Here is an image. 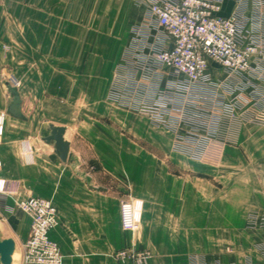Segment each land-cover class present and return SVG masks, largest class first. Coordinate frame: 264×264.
<instances>
[{
  "label": "crops",
  "instance_id": "crops-1",
  "mask_svg": "<svg viewBox=\"0 0 264 264\" xmlns=\"http://www.w3.org/2000/svg\"><path fill=\"white\" fill-rule=\"evenodd\" d=\"M31 7L6 4L9 20L0 22L2 34L29 28L31 21L22 17ZM80 13L72 1L66 3L50 26L61 34L78 24ZM218 15H235L239 31L258 45L241 85L253 97L244 107L263 108L264 97L254 94L264 92V0H220ZM69 43L68 51L56 50L50 57L56 65L70 61L64 74L74 77L83 59L79 34ZM164 44L171 41L166 38ZM7 51L0 52V191L6 195L0 197V236L14 242L11 264H21L29 235L30 217L16 207L28 197L49 200L56 208L58 222L49 238L57 244L62 264H264V123L241 122L233 144L211 143L216 161L210 165L178 149L176 135L166 124L149 118L138 125L134 115L105 100L111 81L99 103L81 102L85 115L73 120L76 110L69 122L41 119L36 113L39 93L48 90L47 68L23 52ZM37 55L41 61L48 58L47 52ZM62 71L57 65L48 74ZM85 74L94 71L87 68ZM12 82H17L21 119L8 114L6 86ZM75 89L71 83L66 91ZM79 106L78 101L71 105ZM96 106L102 111H95ZM49 125L65 128L70 144L65 163L53 145L42 141L50 133L42 135L43 126L49 130ZM127 199L137 210L131 233L120 226V204ZM120 250L144 258L115 257Z\"/></svg>",
  "mask_w": 264,
  "mask_h": 264
},
{
  "label": "rangeland",
  "instance_id": "rangeland-1",
  "mask_svg": "<svg viewBox=\"0 0 264 264\" xmlns=\"http://www.w3.org/2000/svg\"><path fill=\"white\" fill-rule=\"evenodd\" d=\"M71 1L81 12L80 20L76 26L62 29L61 34L56 33V30L61 29L51 27L50 23L58 18L59 10ZM154 1L0 0L2 24L9 20L6 4L32 6V10H26L22 17L31 21L29 28L11 29L9 34H2L4 30L0 29V52L6 54L8 48L12 54L23 52L32 62H43L47 68L48 90L39 93L38 118L69 122L72 121L71 113L76 110L73 120L74 116L85 115L87 109L81 102L91 99L99 103L105 98L111 81L105 100L114 102L134 115L135 119H139L138 125L149 118L155 124H166L176 135L178 149L213 165L216 148L210 144L216 141L233 144L237 125L249 121L255 111L264 107H244L252 97L244 92L245 88L241 85L248 73L236 77L216 66L215 70L209 69L205 81L193 83L185 75L175 74L159 65L154 59V49L166 47V35L150 15L149 7ZM78 34L81 42L79 52L80 56L83 55L80 74L66 76L64 72L71 65L70 61L63 60L57 62L63 74L49 75L51 68L57 66L51 54L56 50L62 54L68 51L72 46L69 42L75 41ZM39 51L47 52L48 58L39 60ZM87 68L89 72L93 70L94 74L86 75ZM16 83L6 86L10 97L11 92L16 93ZM71 83L76 84V89L73 92L66 91ZM29 96L32 101L36 98ZM254 96L264 97V92ZM77 101L80 103L79 108L71 107ZM94 109L102 111L99 106ZM30 110L34 112V109ZM47 133L49 130L43 126L42 135ZM85 158L91 164L94 163L92 157Z\"/></svg>",
  "mask_w": 264,
  "mask_h": 264
},
{
  "label": "built area",
  "instance_id": "built-area-1",
  "mask_svg": "<svg viewBox=\"0 0 264 264\" xmlns=\"http://www.w3.org/2000/svg\"><path fill=\"white\" fill-rule=\"evenodd\" d=\"M220 0H156L149 12L154 22L171 41V45L154 49L155 61L175 74L185 75L191 82L207 79L212 66L229 75L244 76L250 72L258 45L248 41L237 27L235 15L221 17ZM3 115H0V138L4 133ZM250 122L264 123V108L255 111ZM0 197L6 195L0 191ZM17 209L30 217L29 235L22 246L21 264H62L63 256L49 238L50 230L58 222L53 204L46 199L28 197L17 202ZM120 226L134 231L137 210L133 200L120 204ZM130 256L140 262L144 255H127L123 250L115 257Z\"/></svg>",
  "mask_w": 264,
  "mask_h": 264
},
{
  "label": "water",
  "instance_id": "water-1",
  "mask_svg": "<svg viewBox=\"0 0 264 264\" xmlns=\"http://www.w3.org/2000/svg\"><path fill=\"white\" fill-rule=\"evenodd\" d=\"M8 114L18 119L22 118L20 113V100L15 91L11 92V103L8 108ZM49 131V135L42 138V141L47 145H53L54 154L62 163H65L70 146L69 142L64 139L65 128L49 125ZM14 250L15 245L13 240L2 239L0 236V264H11Z\"/></svg>",
  "mask_w": 264,
  "mask_h": 264
}]
</instances>
